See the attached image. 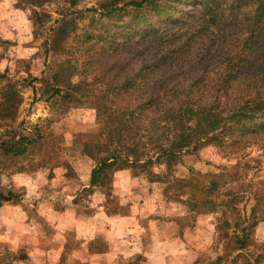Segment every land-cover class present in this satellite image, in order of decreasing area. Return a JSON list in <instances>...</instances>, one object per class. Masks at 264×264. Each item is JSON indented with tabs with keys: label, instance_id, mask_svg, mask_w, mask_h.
I'll use <instances>...</instances> for the list:
<instances>
[{
	"label": "trees",
	"instance_id": "obj_1",
	"mask_svg": "<svg viewBox=\"0 0 264 264\" xmlns=\"http://www.w3.org/2000/svg\"><path fill=\"white\" fill-rule=\"evenodd\" d=\"M42 3L15 0L14 7L29 4L33 34L41 26L45 29L40 44L45 59L63 52L62 42L76 34L77 19L83 15L74 9L77 0H61L56 17L45 25L49 13L34 8ZM87 10L91 14L80 44L83 53L91 50L89 67L55 57L45 63L39 78L43 91L57 97L62 112L82 102L94 110L106 141L81 145L94 161L87 187L103 184L108 172L120 168H136L131 172L151 177L153 163L160 161L167 170L196 146H222L246 136V144L264 141V0H96ZM101 43L119 52V62L107 64L105 70L97 61L107 52L100 51ZM131 59L136 64L128 70ZM110 70L115 74L105 75ZM19 103V93L8 81L0 95V125L14 116ZM127 122L134 138L121 149ZM29 141L10 135L0 141V155L21 156ZM210 183L208 193L216 180ZM16 198L10 188H0V203ZM203 204L207 210L215 206L209 198ZM190 205L194 208L195 203ZM237 243L240 248L244 240L237 238ZM26 258V253L6 250L0 264H25Z\"/></svg>",
	"mask_w": 264,
	"mask_h": 264
},
{
	"label": "rangeland",
	"instance_id": "obj_2",
	"mask_svg": "<svg viewBox=\"0 0 264 264\" xmlns=\"http://www.w3.org/2000/svg\"><path fill=\"white\" fill-rule=\"evenodd\" d=\"M38 1L43 3L34 8L37 11L43 9L50 15V20L45 24L47 25L56 17L54 12L61 0ZM14 3L15 0H0V73H4V77H0V95L5 83L9 81L18 91L20 103L12 118L3 119L0 141L10 135H23L30 141L27 151L21 156L8 159V156L0 155V188H10L18 195L16 199L0 203V257L6 250L14 255L26 253L19 241L16 245L15 241H10L8 230H12L10 227L13 220L17 222L24 215L32 218L40 216L43 196L51 200L48 203L51 206L57 202L56 208L65 206L78 197H82L81 202L88 198L86 194L89 187H84L81 194L63 199L61 191L47 189L51 186L44 179L52 177L54 170L60 174L62 171L69 177L75 176L77 169L87 170L88 163H84L81 158L86 156L82 152V143L106 141L99 134L90 104L75 103L62 112L63 107L58 104L57 97L51 96V92L45 93L39 82L40 71H44L45 63H49L51 58H70L77 64L88 63L84 67H89L87 55H90L91 50L82 52L80 35L83 26L87 24V15L91 14L87 8L95 7L96 0H77L74 9L79 10L83 17L77 19L76 34H70L62 42V53L45 59L40 48L45 29L41 26L33 34L27 18L31 6L27 4L16 8ZM100 46V51H107L103 57L100 56L102 60H97L103 64L101 67L104 70L107 64L119 62V58L115 60L119 52L114 54L105 43ZM106 55L113 57L105 59ZM120 56L127 58L123 52ZM129 61L128 70L133 69L136 64L132 62L133 59ZM112 74L115 72L111 70L105 73L107 76ZM132 128L130 122L123 127L121 149L129 147L133 142ZM204 130L208 131L209 126H205ZM246 137L236 143L226 140L222 146L211 143L196 146L180 155L167 170L162 162H155L150 168L151 177L145 172L138 173L142 178L139 193H155L158 197L155 199L152 196L151 200H162L170 204L168 211L173 213L170 216L174 217V226L185 228L192 225L200 214H205V220L210 221L208 230L203 231L206 235L202 237L205 247L194 260L186 264H264V141L259 139L253 144H246ZM86 157L94 165V161ZM223 167L226 170L222 171ZM135 170L136 168L131 171ZM64 175L61 180H64ZM155 175L159 177L156 178ZM211 179L216 180V186L208 193ZM109 180L110 172L99 189L103 192L104 202L111 206L116 204L117 198L109 189ZM204 198L215 202L213 210L205 209L207 204L201 205ZM190 202L195 203L194 208L190 207ZM237 238L244 240V245L240 248H236ZM134 256L119 258L112 264H145L144 258ZM28 261L27 255L25 264ZM173 262L182 264L177 258Z\"/></svg>",
	"mask_w": 264,
	"mask_h": 264
},
{
	"label": "crops",
	"instance_id": "obj_3",
	"mask_svg": "<svg viewBox=\"0 0 264 264\" xmlns=\"http://www.w3.org/2000/svg\"><path fill=\"white\" fill-rule=\"evenodd\" d=\"M81 158L88 163L87 170L77 169L72 177L54 170L52 177L44 179L51 186L47 189L61 191L63 199L81 194L93 166L86 156ZM141 183L140 174L128 168L111 171L109 189L117 198L111 206L104 202L99 185L89 187L84 202L78 197L60 208L55 207L57 202L49 205L51 200L43 196L41 215L13 220L7 235L15 245L19 241L25 247L28 264H112L136 254L145 264H175V258L182 264L194 260L205 247L203 231L208 230L210 221L200 214L192 225L174 226L170 204L151 200L158 197L155 193L140 194Z\"/></svg>",
	"mask_w": 264,
	"mask_h": 264
}]
</instances>
